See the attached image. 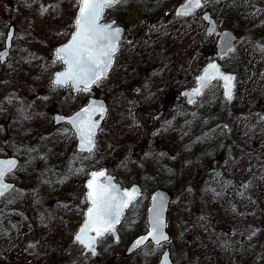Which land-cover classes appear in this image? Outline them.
I'll return each mask as SVG.
<instances>
[{"label": "rangeland", "instance_id": "rangeland-1", "mask_svg": "<svg viewBox=\"0 0 264 264\" xmlns=\"http://www.w3.org/2000/svg\"><path fill=\"white\" fill-rule=\"evenodd\" d=\"M183 1L126 0L106 9V20L127 28L115 65L93 91L71 95L51 80L64 68L54 51L73 31L78 0H0V49L9 27L15 28L11 55L0 65V157L21 159L9 177L17 186L0 205V264H157L166 246L174 264H264V205L258 194H234L227 175L215 177L210 192L204 186L224 162L236 189L251 188L248 182L259 179L258 173L247 175L250 164L264 168V130L250 127L264 126V0H204L218 23L211 36L200 14L188 21L175 15ZM225 29L237 37L235 51L222 60L238 75L234 101L226 105L215 82L188 106L181 91L217 58V37ZM90 96L103 97L110 109L96 150L84 156L75 151L71 129L55 126L53 116L72 113ZM239 110L244 115L234 129L227 118ZM205 122L215 129L222 123L225 135L238 139L242 155L225 161L222 153L219 165L211 167L209 151L197 159L192 150L184 152L188 134ZM225 139L222 134L218 142L223 146ZM185 158H195L196 174ZM104 166L122 185L140 184L144 194L119 227V241L108 235L99 254L83 255L73 236L87 206L84 181ZM157 189L172 196L169 242L128 252L147 230L149 197ZM206 205L215 216H206Z\"/></svg>", "mask_w": 264, "mask_h": 264}, {"label": "snow or ice", "instance_id": "snow-or-ice-1", "mask_svg": "<svg viewBox=\"0 0 264 264\" xmlns=\"http://www.w3.org/2000/svg\"><path fill=\"white\" fill-rule=\"evenodd\" d=\"M125 2L126 0H78V14L74 22L75 31L67 44L55 50L56 59L62 61L66 68L63 72L56 74L54 85L67 86L71 84L76 90L87 92L93 84L106 75L119 50L122 29L114 27L113 23H101V21L105 9L115 8ZM201 6V0H187V3L181 6L176 15H190ZM225 48L228 51L232 50L231 44L227 41ZM233 80L234 77L222 73L217 64L210 63L204 69L203 74L197 77L198 86L183 95L190 97L188 102L193 103L191 97L201 96L213 81H223L225 97L231 100L233 98ZM105 111L103 104L93 101L88 107L70 118V123L79 136L81 151H87L90 154L93 152L96 146V129L99 127L93 117L98 113L103 116ZM57 119H63V117H57ZM15 167V160H0V196H3L11 188V185L4 183V178ZM104 176L103 171L91 173V179L86 185L88 189L86 199L91 206L87 209L83 226L74 238L75 242L83 245L93 255H95L96 245L101 238L107 234H115V225L120 222L123 209L128 207L139 194L136 188L120 192L111 182V178L107 179V183L101 182L99 178ZM163 210V203L157 205L154 197L153 207L150 209L149 231L133 243V248H139L149 239L154 241L157 246L169 240L164 231L166 224ZM164 264H168L166 256Z\"/></svg>", "mask_w": 264, "mask_h": 264}, {"label": "water", "instance_id": "water-1", "mask_svg": "<svg viewBox=\"0 0 264 264\" xmlns=\"http://www.w3.org/2000/svg\"><path fill=\"white\" fill-rule=\"evenodd\" d=\"M185 3H187V0H185L183 3H181V4L177 7V9H176V13H177V11L181 8V6L184 5ZM201 5L203 6V1H202V0H201ZM202 6H201V7H202ZM201 7H200V8H201ZM200 8L195 9V11L199 10ZM195 11L192 12L191 14L195 13ZM77 14H78V10H77L76 15H77ZM191 14H190V15H191ZM103 17H104V16H103ZM75 18H76V16H75ZM202 18H203V20L208 24L207 29H206V36H210L211 34H213V33L217 30V22H216V19H215V18L211 15V13L208 12V11L202 13ZM74 22H75V19H74ZM101 23H113V26H114V27H120V28L122 29V34H121V38H120V43H121V41H122V39H123V36H124V34H125V31H126L125 27H123V26H121V25H115V23H116L115 20H111V21H107V22H106V21H103V19H102ZM74 31H75V28H74L73 32H74ZM73 32H72V33H73ZM72 33H71V35H72ZM225 34H227V36H225ZM14 35H15L14 27L11 26V27L8 29L7 34H6V38H5V46H4V48L0 51V64H1V65H4L5 62L7 61L8 57L10 56L11 49H12V45H13ZM71 35L69 36V38H68L67 41L63 42V43H62L61 45H59L57 48H59V47L65 45V44H67V43L69 42V40L71 39ZM226 41H227L228 43L231 44V48H232L231 51L226 50V48H225ZM235 42H236V35H235V33H234L232 30H230V29H225V30H223V31L221 32L220 36L218 37L217 44H216V47H217V55H218V57L221 58V59H223V58L227 57L228 55H230L231 52H233V51L235 50ZM119 46H120V44H119ZM57 48H56V49H57ZM116 53H117V52H116ZM54 55H55V51H54ZM115 55H116V54H115ZM55 60H56V61H59V60L56 59V57H55ZM114 62H115V56H114L113 63H112V65H111V67L108 69V71H107V73H106V75H105L104 77H106V76L108 75L109 71L112 69V67H113V65H114ZM210 63H215V64H217V65L219 66L220 71H221L222 73H224L225 75H231L232 77H234V80H233V82H232V83H233V89H232V92H233V98H232L231 100H228V99L225 97V94H224V91H225V90H224V88H223V81H220L221 88H222V95H223L224 100H225L226 102H232V101H233V99H234V95H235V89H236V79H237V75H236L234 72H230V71H226V70H224L223 67H222V65H221V63H220L217 59H214V60L208 62V64H207V65L201 70V72L196 76L195 84H194L192 87L187 88V89H184V90L181 92L182 98L184 99V101H185L188 105H194V104L198 101V99H199L200 97H202V96L204 95V93L206 92V90L209 88V87L206 88L201 96L191 97V99H193V101H194L193 103H189V102H188V100H189L190 97L183 95V93L191 92V90H192L193 88H195V87L198 86V84H197V77H199V76H201V75L203 74L204 69L207 68V66H208ZM65 68H66V65H64V68H63L62 70H59V71L55 72V74H54V76H53V78H52V82H51V83H52L53 86L62 87V88H64V89L67 88L68 86H70V87H71V93H72V94H76V93L78 92V90H76L71 84H69V85H67V86H60V85H54V83H53L56 74L59 73V72H63V71L65 70ZM104 77H103V78H104ZM103 78H102V79H103ZM102 79H101V80H102ZM101 80H100V81H101ZM100 81H98L97 83L93 84V85L91 86L90 90H92V89H93V88H94V87H95ZM213 82H214V81H213ZM213 82H212V83H213ZM211 85H212V84H211ZM81 87H83V86H81ZM90 90H89V91H90ZM93 101H95L97 104H103V106H104V108H105V110H106V111L103 113V116H101V115L98 113V114H96V115L93 117V119H94V120L98 123V125H99V127L96 129V134H95V144H96V146H95V148H94V150H95L96 147H97V138H98L99 130H100V128L102 127L103 122H104V120L106 119L107 114H108V110H109V108H108V104H107V102H106L105 99H103V98H98V97H90L89 100H88V102H87L86 104H84L83 106H81L78 110L74 111L73 113H71V114L55 113L54 116H53V124H54V125H59V124L66 123V124H69V125L71 126V128H72V130H73V132H74V134H75V138H76V146H75V149H76V151L79 152V153H88V152H87V151H81V150H80V148H79V144H80L79 136H78V134L76 133L75 129L73 128L72 124L70 123V118L73 117L77 112H80V111H82V109L88 107L89 104H90L91 102H93ZM57 117H63V119H59V120H58ZM158 117H160V115H157L155 118L158 119ZM94 150H93V151H94ZM88 154H89V153H88ZM0 160H15V161H16V167L12 170V172L7 173L6 176H5V178H4V183H6V184H8V185H11V188L8 189V190L5 192V194H7V193H9L10 191H12V189L15 187V184H14L13 182H9V181H7V180H6V177H7L9 174L15 172V170L18 168V166H19V159H18V157H16V156H6V157H0ZM99 171H103V172L105 173V176H104V177L99 178L101 182L107 183V179H108V178H111V182H112L114 185H116V187L120 190V192L131 191L133 188H136V189L138 190V193H139V194L135 197V199L132 201V203H130V204L128 205V207H126V208L123 209V213H122V215H121L120 222H119L118 224L115 225V228H116V232H115V234H114V235H113V234H109V235H111V236L113 237V241H114V242H117V241L119 240V236H120L119 231H118V227H119V225L121 224V222H122V220H123V217H124V215H125L127 209H128L133 203H135V202L141 197V195H142V187H141L139 184H136V183H134V184H132V185H130V186H128V187H122V185H121L119 182L116 181V176L113 175V174H111V173H109L108 168H100V169L93 170V171L90 172V174H89V178H88V179L86 180V182H85V187H86V189H87V186H86V185H87V182L91 179V173H92V172H99ZM87 192H88V189H87V191H86V195H87ZM5 194H4V195H5ZM4 195H3V196H4ZM3 196H0V202H1V199H2ZM154 197L156 198V204H157V205L161 204V202L163 203V206H164V210H163V218H164V221H165V224H166V227H165L164 231H165V234H166V235L169 237V239H170L169 233H168V231H167V213H168L169 205H170V202H171V195H170L166 190H163V189H157V190H155L154 192H152L151 195H150V203H149V205H148V208H147V214H146V221H147V225H148V227H147V232L149 231V220H150V216H151L150 209H152V207H153V198H154ZM87 201H88V200H87ZM88 203H89V201H88ZM90 206H91V205H90V203H89L88 206H87V208H86V210H85V212H84V220H83V222L81 223V225L78 227L77 231L75 232V234H74V238H75V235L78 233L79 229L83 226L84 221L86 220L87 209H88V207H90ZM147 232L144 233V234H142V235H140V236H138V237L133 241V243H134L137 239H139L141 236L146 235ZM92 235H95V234L92 233ZM107 235H108V234H107ZM105 236H106V235H105ZM117 237H118V239H117ZM99 241H100V240H99ZM168 241H169V240H168ZM148 242H152L154 245H156L155 242L152 241L151 239H149L145 244H147ZM133 243L130 245L128 252L137 249V248H133V247H132ZM163 243H165V242H162L161 245H162ZM78 244H79V243H78ZM145 244H144V245H145ZM80 245H81V244H80ZM144 245H141L140 247H142V246H144ZM81 246H83V245H81ZM98 246H99V242H98L97 245H96V252H95V255L99 252V248H98ZM156 246H157V245H156ZM83 247H84V246H83ZM88 253H91V252H90L87 248L84 247L83 255H86V254H88ZM91 254H92V253H91ZM92 255H93V254H92ZM165 256H166L167 259H168V264H173V260H172V258H171V252H170V249H169L168 247H166V248L164 249V251L161 253L160 258H159L157 264H164V258H165Z\"/></svg>", "mask_w": 264, "mask_h": 264}, {"label": "trees", "instance_id": "trees-1", "mask_svg": "<svg viewBox=\"0 0 264 264\" xmlns=\"http://www.w3.org/2000/svg\"><path fill=\"white\" fill-rule=\"evenodd\" d=\"M228 105V104H226ZM248 108H251V106L249 104H247ZM245 112H248L247 111V108L244 109ZM216 113V112H215ZM226 114V112H225ZM244 113L241 112L240 110L239 111H236L233 115H232V118H227L229 123L231 124V126L236 129V127H238V124H237V119H238V116H242L243 117ZM248 119L251 117L250 115L251 114H248ZM227 116V115H225ZM214 117V113H212V115L209 116L208 119L210 118H213ZM224 119H226V117H224ZM261 121L264 120V118H261L260 119ZM221 121H223V118L221 119ZM250 125H251V121H250ZM248 125V127L250 126ZM203 127H200V130H198L197 132H190V134H188L190 136L189 140L186 142V146H184V152L186 151H190L192 150L193 152V157H195L196 159L198 158V154L200 152H203V151H209L210 152V158L206 164H209V166H214V165H219V158L218 156H220L222 153L225 155L224 157V160L227 161L228 159L232 158V157H235L237 155H242V152H240L238 150V147H237V141L238 139L235 138V136L232 135L229 137L228 135L226 136L225 133H226V130L227 129H224L223 126H222V123L220 124V129H215L213 127H210L207 122H205L203 125ZM262 126V125H261ZM260 126V127H261ZM252 129H256V130H264V126L262 128L258 127V125H254V126H250ZM231 130V127L229 128ZM225 132V133H224ZM222 134L223 136L226 137L225 141H224V145L222 146V142H218L219 140L222 139ZM249 145L252 144V140L249 141L248 143ZM186 154V153H185ZM222 154V155H223ZM223 155V156H224ZM194 158V160H195ZM189 160L188 158H185L184 161H185V164L188 165L189 167H191L190 171H192V175L196 174V171L198 168H196V162L194 160H190V161H187ZM204 163V162H203ZM198 164H202V163H198ZM226 165V167H224ZM224 167V168H223ZM230 167V164H227V162H224L222 165L220 164L216 169H214L213 172H210L209 173V180H207L205 183H204V186H206L207 188V191H212L213 189H209L208 187H212V186H215L216 185V180H214L215 177L217 178H222L224 179L225 177L222 176V175H227V178L230 179V186L233 187L231 189V191L238 195V196H241L242 193L244 192H247L248 196L249 193L250 194H258V197L259 198V201L261 200L260 204L261 205H264V168L261 167V166H255L254 164H250V166L248 167L247 169V175L251 173H258V177L259 178L258 180H252L249 181V185H251V188H248V189H236L235 187L237 186V182H235L234 180H232V176H229L230 172L228 170V168ZM259 171H258V170ZM220 171L222 172L220 174ZM224 172V174H223ZM244 175V174H243ZM219 176V177H218ZM182 178H178L177 180H181ZM256 185V187H255ZM243 200H246V199H243ZM207 209H208V213L206 214L207 217H212V216H215V214L213 215L211 212L213 210V208H209V205H206ZM264 209V206L263 207H260V210L262 211ZM205 216V217H206Z\"/></svg>", "mask_w": 264, "mask_h": 264}, {"label": "flooded vegetation", "instance_id": "flooded-vegetation-1", "mask_svg": "<svg viewBox=\"0 0 264 264\" xmlns=\"http://www.w3.org/2000/svg\"><path fill=\"white\" fill-rule=\"evenodd\" d=\"M198 14V13H197ZM196 15V14H195ZM194 15V16H195ZM194 16H188V17H181V18H184V20H186V21H188V20H190V19H193V18H195ZM116 24H119L117 21H116ZM126 31H127V29H126ZM78 92H80V91H78ZM87 201V200H86ZM87 206H88V203H87ZM86 206V207H87ZM131 209V208H130ZM129 209V210H130ZM129 210L127 211V213L129 212ZM127 213H126V215H127ZM84 215V214H83ZM164 249V248H163Z\"/></svg>", "mask_w": 264, "mask_h": 264}]
</instances>
